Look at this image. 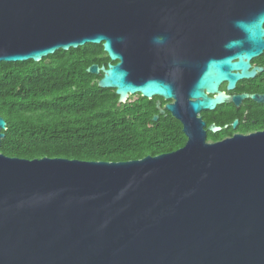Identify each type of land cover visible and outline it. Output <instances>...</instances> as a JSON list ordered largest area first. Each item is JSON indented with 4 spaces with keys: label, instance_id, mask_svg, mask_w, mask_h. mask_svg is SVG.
<instances>
[{
    "label": "water",
    "instance_id": "water-1",
    "mask_svg": "<svg viewBox=\"0 0 264 264\" xmlns=\"http://www.w3.org/2000/svg\"><path fill=\"white\" fill-rule=\"evenodd\" d=\"M86 44L110 60L86 69L100 88L172 101L156 109L186 143L120 162L0 153V264H264V131L210 143L197 117L264 103L207 95L262 70L264 0H0V63Z\"/></svg>",
    "mask_w": 264,
    "mask_h": 264
},
{
    "label": "trees",
    "instance_id": "trees-1",
    "mask_svg": "<svg viewBox=\"0 0 264 264\" xmlns=\"http://www.w3.org/2000/svg\"><path fill=\"white\" fill-rule=\"evenodd\" d=\"M110 62L101 44L58 50L39 62L0 63V153L13 158L120 162L174 151L184 143L179 123L159 115L154 100L134 95L118 102L100 88ZM263 113V112H262ZM257 110L250 117L262 119Z\"/></svg>",
    "mask_w": 264,
    "mask_h": 264
},
{
    "label": "flooded vegetation",
    "instance_id": "flooded-vegetation-1",
    "mask_svg": "<svg viewBox=\"0 0 264 264\" xmlns=\"http://www.w3.org/2000/svg\"><path fill=\"white\" fill-rule=\"evenodd\" d=\"M250 65H251L250 69L257 67V68H261L262 70L261 71L257 70L253 78L236 81L235 86L232 89L227 88L228 85L227 82H222L219 85L218 91L215 92V94L209 95L205 91L204 93L210 97H213L218 93H222L229 98L240 96L243 94L264 96V52L258 57L253 58L250 61ZM151 100H154L155 102V109H156L157 100H160V107L162 109L166 103L172 102V101H164L163 99L158 97H154ZM256 110L259 113L263 112L262 119H264V103H256L250 99H244L241 101V103L238 106H235L232 103H224L217 106L212 111L200 112L199 114H197V117L200 118L202 122H204V126L202 128L205 132L206 141L210 143H214L231 138L236 134L247 135L255 132L264 131V120L257 122L255 119L250 117V113ZM158 114L159 112L154 115H158ZM161 115L165 117L170 116L179 123L181 127V132L184 136V143L181 146L183 147L186 143L187 138L183 132L182 123L176 118H174L168 112H165L164 114ZM234 120H237L238 122L235 127H232V122ZM210 125H214L218 127L220 130L213 133L208 129ZM174 151H170V152H174Z\"/></svg>",
    "mask_w": 264,
    "mask_h": 264
},
{
    "label": "rangeland",
    "instance_id": "rangeland-1",
    "mask_svg": "<svg viewBox=\"0 0 264 264\" xmlns=\"http://www.w3.org/2000/svg\"><path fill=\"white\" fill-rule=\"evenodd\" d=\"M131 98L133 97V96H130Z\"/></svg>",
    "mask_w": 264,
    "mask_h": 264
}]
</instances>
